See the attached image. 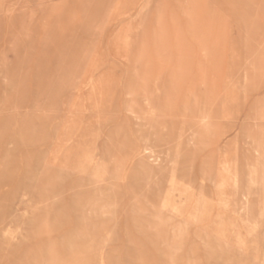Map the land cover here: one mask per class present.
I'll use <instances>...</instances> for the list:
<instances>
[{"label": "rangeland", "instance_id": "obj_1", "mask_svg": "<svg viewBox=\"0 0 264 264\" xmlns=\"http://www.w3.org/2000/svg\"><path fill=\"white\" fill-rule=\"evenodd\" d=\"M0 264H264V0H0Z\"/></svg>", "mask_w": 264, "mask_h": 264}, {"label": "bare ground", "instance_id": "obj_2", "mask_svg": "<svg viewBox=\"0 0 264 264\" xmlns=\"http://www.w3.org/2000/svg\"><path fill=\"white\" fill-rule=\"evenodd\" d=\"M211 180V179H210Z\"/></svg>", "mask_w": 264, "mask_h": 264}]
</instances>
